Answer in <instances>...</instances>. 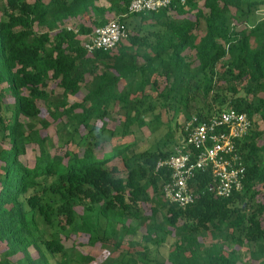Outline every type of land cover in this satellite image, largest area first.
<instances>
[{"label": "trees", "instance_id": "trees-1", "mask_svg": "<svg viewBox=\"0 0 264 264\" xmlns=\"http://www.w3.org/2000/svg\"><path fill=\"white\" fill-rule=\"evenodd\" d=\"M130 1L0 0V244L6 245L0 264H14L20 252L19 264H51L48 254H59L65 264L79 252L66 247L65 231L103 244L125 217L148 222L142 242L161 245L178 235L165 261L150 259L149 246L136 240L122 250L127 264H256L243 259L237 246L244 243L258 245L255 258L264 264V143L258 141L264 122V17L251 18L264 0H188L143 13H129ZM109 13H120L129 37L114 49L88 51L91 22L104 25ZM76 18L83 19L77 29L65 26ZM49 24L56 28L37 29ZM51 81L63 90L60 99L49 90ZM84 86L82 100L69 104V96ZM40 102L54 119L43 118V127L55 125L62 146L76 142V149L48 150L49 134L31 124L41 116ZM114 103L123 113L122 128L109 127ZM157 108L173 114L155 148L129 155L134 142L125 140L114 155L99 157L111 138L130 135L134 124L155 132L164 124ZM229 108L253 121L238 142L247 167L243 189L217 196L208 189L212 173L205 171L194 180V203L170 202L162 188L171 171L157 169L159 161L174 152L191 116L204 119ZM182 113L176 135L173 121L178 127ZM23 116L30 122H22ZM82 127L86 135L76 141ZM107 130L110 135L103 136ZM32 143L40 153L29 165L22 156ZM158 195L164 202L157 204ZM146 203L157 204L151 214L144 212ZM218 231L227 245H235L229 252L218 245L203 248L197 236ZM32 246L40 253L34 259Z\"/></svg>", "mask_w": 264, "mask_h": 264}, {"label": "built area", "instance_id": "built-area-1", "mask_svg": "<svg viewBox=\"0 0 264 264\" xmlns=\"http://www.w3.org/2000/svg\"><path fill=\"white\" fill-rule=\"evenodd\" d=\"M186 4L188 0H131L129 13L158 11L173 3ZM129 37V29L119 16H113L104 25L96 26L85 43L88 51L111 50ZM253 121L247 113L224 109L201 119L191 116L184 124V136L174 152L159 161L157 169L167 167L170 178L163 184V194L170 202L186 207L196 200L193 186L200 172L210 171L213 181L209 191L227 198L244 187L247 167L238 142L251 129Z\"/></svg>", "mask_w": 264, "mask_h": 264}, {"label": "rangeland", "instance_id": "rangeland-1", "mask_svg": "<svg viewBox=\"0 0 264 264\" xmlns=\"http://www.w3.org/2000/svg\"><path fill=\"white\" fill-rule=\"evenodd\" d=\"M200 2H202V0H199ZM104 3H109L108 0H104ZM120 13H109L107 14L106 18L108 20H110L111 18H113V16H119ZM255 18V19H262L264 17V6L260 7L259 9H255V11H253V14L251 16V18ZM84 18V17H83ZM133 17L129 16L126 17L127 21L132 20ZM81 20L83 21V19H73L71 21H68L65 23L66 27H71L74 29H77L79 27V23L81 22ZM91 22V21H90ZM135 22V21H134ZM132 25V24H130ZM91 26H92V30L96 27V24H93V22H91ZM56 28V24L53 26V24H49L46 25L42 28H39L37 26V29L39 31L42 30H54ZM130 31V28H128ZM2 87V85L0 86ZM87 88V86H86ZM85 86L83 88V90L81 91V93H79L78 95H70L69 96V104L75 103V102H80L85 94V90H86ZM49 90H53L52 94H54V97H58L59 99L63 96V90L58 87L56 85V83L54 81L50 82V86H49ZM8 96V95H7ZM5 96V100L6 97ZM9 102L12 100L11 98H8ZM7 99V101H8ZM40 106L42 107V113L41 116L37 119H35L34 121H31L33 124V127L36 129H39V131L41 132V135H46L49 134V138L47 141L46 146L48 147V150L51 151L52 154H54L55 152H60V153H64L66 148L73 150L76 149L77 144L76 142H70L68 144V147H64L61 144L60 141V135L56 132L55 130V125H52L49 127V129H45L42 125L41 120L44 118L45 120H48L49 122L53 123L54 119L53 117L50 116L49 114V109H48V104L44 103V102H40ZM163 113L161 120L164 124L160 125L158 127V129H156L155 132L151 131L149 128H147V126H143L140 127L137 124H134L131 127V134L128 136H119L115 135L113 138L110 139V141L107 142V146L106 148L103 149L102 154H98L100 158H106V157H110L112 155H114L116 152H118L119 147L117 144L121 143V142H126L125 140L134 142V145L127 151L129 155L138 153V152H142L145 150H152L153 148H155V146L157 145L158 141L166 135L167 131H168V126H167V121L169 119L170 116H172L173 112L169 111V110H163L160 108H157V111H160ZM112 118V122L111 124H109V127L111 125V127L114 128H122L123 126V113L120 109V105L118 103H114L112 106V112H111V117ZM21 121L22 122H30V120L26 117H21ZM184 121V114H180V116L178 117V123L179 126L176 127V121H173V128L175 131V134H181V130H182V124ZM99 125L101 124L100 122L98 123ZM70 130H73V125H70ZM172 128V127H171ZM260 130H262L263 134L261 135L260 139L258 140L260 144L264 143V122L260 123ZM82 132L78 135L75 134L76 137V141L81 140V137H84V135H86L87 130H85L84 127H82ZM121 130V129H120ZM96 134V132H95ZM110 135L109 130H107L106 132H104L103 136H107ZM96 140V138H95ZM170 147V146H168ZM174 147V145L172 147H170L171 149ZM82 148H85V145L82 146ZM27 153L25 155L22 156V159L30 165V163L34 160V158L36 156L39 155L40 150H39V146L37 143H32L27 145ZM117 162L119 163V166L121 168H124L123 163L120 160H117ZM123 174H126V170L121 169ZM151 193H153L152 188H151ZM158 203H162L164 202V197L163 196H159L158 195ZM156 203H146L144 205V212L146 214H151L152 213V207L157 205ZM79 211L80 213H82L83 208L79 207ZM158 218H161V215L159 214ZM161 220V219H160ZM103 221V225H106V219L102 218ZM115 228H116V234L115 237H113L112 239H108L105 240V243H91L89 240V235L87 234H78V233H74L71 231H65L63 234H65L67 237L64 238V243L66 245L67 248L70 249H76L79 252L77 253V255L73 256V259H69L68 261L65 262V264H127L125 262V256L128 255L127 252H122L123 249H127L129 247H134L132 246L133 242H137V241H141L142 235L144 233H146V231L148 230V222L147 221H141V220H135V219H129L127 217L123 218L121 221H117L115 222ZM124 226L125 228H129V231H132L128 234H124ZM124 234V236H122ZM198 239L203 241V248H211L214 245H218L223 252H229L230 250H232L234 248L235 245H227V242L225 240V235L224 233L218 231L215 232L214 234L212 233H207L204 236H201V234H198ZM123 237L122 241L121 238ZM178 235L177 234H173V235H169L167 238V241L164 242L161 245H156L152 242H148L146 240H144L142 242L143 244H146L149 246L148 251V257H150V259H152L153 261L158 260V261H165L168 258L169 252L173 249V247L175 246V242L177 239ZM133 238L135 239L134 241ZM137 240V241H136ZM115 242H121V246H117L115 244ZM138 248H141L140 244H137ZM6 245L5 244H0V259H1V254L2 252L5 250ZM237 248H239V250H241L242 254H243V259L245 261L248 262H254L256 264H259V257H256L258 255V253L256 252V249H258V245H256L255 243H244L243 246H237ZM146 251V252H147ZM30 252H31V256L32 258H37L39 256V251L38 249L36 250V248L34 246H32L30 248ZM255 252L257 254H255ZM79 253H85V254H89L91 256H93V261L88 262V261H83L80 260V258L78 257ZM255 254V255H254ZM24 257L23 253H18L16 256H14L12 258L14 264H19L20 260ZM49 257V262L51 264H60L61 262V256L59 254L56 255H50L48 254ZM22 262V261H21Z\"/></svg>", "mask_w": 264, "mask_h": 264}]
</instances>
